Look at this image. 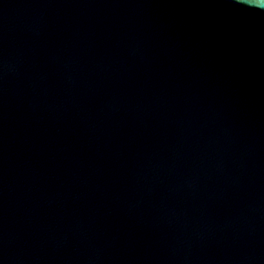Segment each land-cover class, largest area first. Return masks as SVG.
<instances>
[{
  "label": "water",
  "instance_id": "obj_1",
  "mask_svg": "<svg viewBox=\"0 0 264 264\" xmlns=\"http://www.w3.org/2000/svg\"><path fill=\"white\" fill-rule=\"evenodd\" d=\"M0 264H264V0H0Z\"/></svg>",
  "mask_w": 264,
  "mask_h": 264
},
{
  "label": "clouds",
  "instance_id": "obj_2",
  "mask_svg": "<svg viewBox=\"0 0 264 264\" xmlns=\"http://www.w3.org/2000/svg\"><path fill=\"white\" fill-rule=\"evenodd\" d=\"M254 6H260V2L257 5H254Z\"/></svg>",
  "mask_w": 264,
  "mask_h": 264
}]
</instances>
